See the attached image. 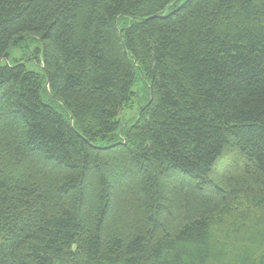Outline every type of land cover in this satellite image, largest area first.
Here are the masks:
<instances>
[{"label":"trees","instance_id":"trees-1","mask_svg":"<svg viewBox=\"0 0 264 264\" xmlns=\"http://www.w3.org/2000/svg\"><path fill=\"white\" fill-rule=\"evenodd\" d=\"M179 1L0 0V264H264V0Z\"/></svg>","mask_w":264,"mask_h":264},{"label":"rangeland","instance_id":"rangeland-1","mask_svg":"<svg viewBox=\"0 0 264 264\" xmlns=\"http://www.w3.org/2000/svg\"><path fill=\"white\" fill-rule=\"evenodd\" d=\"M183 0H180L178 2V4H180ZM39 45V43L36 40L31 39L29 41V44H24V49H20L19 47L16 46H12L9 51L10 54L8 55V59H4L3 63L4 64H12L14 62L15 59H20L22 58L24 55L27 54V56L25 57V59L23 60L26 64V67L29 70H35L38 71L40 70L38 64L36 63L35 59L31 58V52ZM144 82L142 80H136L135 85L133 86L132 90L133 92L136 93V97L133 96L131 99V104L129 107H126L123 109L122 113H121V117L131 121L132 120V116L134 115V113L137 110V107L140 106L139 104H143L146 100V98L143 96V92H142V86H143Z\"/></svg>","mask_w":264,"mask_h":264},{"label":"water","instance_id":"water-1","mask_svg":"<svg viewBox=\"0 0 264 264\" xmlns=\"http://www.w3.org/2000/svg\"><path fill=\"white\" fill-rule=\"evenodd\" d=\"M4 57H5V59L7 60V59H8V53H5ZM47 82H48V79H47ZM141 111H142V108H141L140 111H139V115L141 114ZM71 120H72V119H71Z\"/></svg>","mask_w":264,"mask_h":264}]
</instances>
